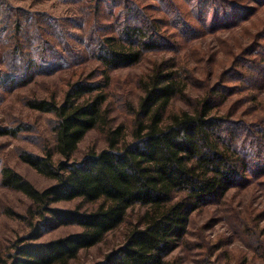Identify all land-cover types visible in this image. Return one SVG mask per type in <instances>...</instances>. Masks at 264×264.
<instances>
[{"label": "trees", "instance_id": "1", "mask_svg": "<svg viewBox=\"0 0 264 264\" xmlns=\"http://www.w3.org/2000/svg\"><path fill=\"white\" fill-rule=\"evenodd\" d=\"M80 1L85 0L75 3ZM90 1L93 14L82 29L87 38L81 42L83 47L70 51L68 57L43 55L39 60L49 63L54 57L60 66L80 59L96 61L103 68V83L90 79L77 82L62 103H30L31 109L55 116V146L45 150L44 156L25 154L21 159L55 183L39 191L11 169H5L2 175L6 188L21 192L33 202L43 218L44 229L77 226L81 230L39 242L43 228L37 226L28 238L15 243L9 264H71L82 251L99 245L123 227L136 210L139 217L129 225L123 246L98 264H168L166 258L188 238L195 213L223 204L241 186L264 180V111L245 120L234 119L232 113L221 109L229 97L256 94L264 87V30L239 58L241 69L231 72L232 76L229 73L222 83L212 87L206 84L204 97L189 109L175 111L173 103L190 98L189 84L194 75L175 59L159 63L141 84L144 95L138 111L133 113L132 140L124 125L110 127L106 149L75 159L89 132L111 124L106 108L110 72L136 66L146 54L163 49L175 52L181 46L173 41L169 48L162 46L165 42L160 31L167 24L151 13L156 5L142 7L143 0ZM184 1L191 2L190 11L203 28H235L249 20L244 16L254 15L257 10L236 3L228 9L221 2ZM254 3L259 7L264 0ZM174 8L173 25L191 29L180 9ZM126 11L129 14L125 18ZM16 30L20 37L30 35L20 24ZM185 33L188 31L179 37ZM60 44L68 48L65 40ZM15 50L22 64L30 62L27 69L34 68L37 59L35 62L26 54L23 45ZM256 99H252L255 104ZM240 101L243 104L247 99ZM71 202L79 206L72 210L54 207ZM256 244L264 257L263 239Z\"/></svg>", "mask_w": 264, "mask_h": 264}, {"label": "rangeland", "instance_id": "2", "mask_svg": "<svg viewBox=\"0 0 264 264\" xmlns=\"http://www.w3.org/2000/svg\"><path fill=\"white\" fill-rule=\"evenodd\" d=\"M75 1L0 0V264L10 263L15 254V243L28 238L37 226L43 228L39 242H49L81 230L77 226H46L44 229L43 218L33 202L21 192L6 188L2 176L5 169H11L39 191L51 187L55 183L53 180L39 174L21 159L25 154L44 156L45 150L55 146V116L31 109L30 103L35 100L62 103L71 85L89 79L100 83L104 81L100 76L103 68L96 61L80 59L79 62L74 60L72 64L63 66L54 61V57L78 51L83 47L82 40H87L82 29L85 21L91 19L93 14L91 1ZM209 1L221 2L228 9L230 4L236 3L238 7L250 5L257 7V10L254 15L244 16L249 20L235 28L218 30L202 27L200 19L190 11L191 2H141L142 7L156 5V11L151 13L167 24L160 31L165 42L162 46L169 48L172 41L181 46L175 52L163 49L146 54L136 66L110 72L106 108L111 124L87 134L75 154L76 160H82L93 151L106 149L110 127L124 125L126 134L130 135L129 140H132L135 120L133 113L138 111L144 95L141 84L159 63L175 59L181 68L194 75L193 83L189 84L190 98L186 101L176 100L173 103L175 111L189 109V105L190 108L194 107L197 104L195 101L204 97L206 84L212 87L222 83L229 73L241 69L239 58L255 43L256 35L264 30V5L258 7L255 0ZM173 5L180 9L191 29H177L173 25ZM125 13L126 18L129 13ZM19 24L24 32H30L29 37L17 34ZM184 30L188 33L179 37ZM62 40L67 41L68 48L61 46ZM18 45H23L26 54L34 58L35 62L37 59L32 66L34 68L27 69L29 61L24 64L20 62V56L15 53ZM43 55L54 56L51 59L53 62H40ZM254 96L257 98L256 104L252 100ZM243 98L247 101L242 104L240 99ZM262 106L264 87L256 94L248 92L229 97L221 109L224 113H232L234 119L246 117L245 120H249L261 115L260 112L264 111L260 110ZM54 157L59 159L58 155ZM78 206V202H71L54 207L72 210ZM83 208L89 209L90 206ZM138 214V210L132 212L123 227L110 233L99 245L82 251L71 264L103 262L109 254L123 246L129 225L137 221ZM258 239L264 241V180L241 186L233 190L223 204L203 208L195 213L188 238L166 259L168 264H264V257L259 254L256 244Z\"/></svg>", "mask_w": 264, "mask_h": 264}]
</instances>
